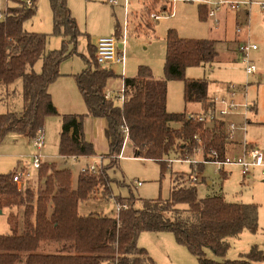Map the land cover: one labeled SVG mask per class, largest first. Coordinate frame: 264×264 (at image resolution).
<instances>
[{"label": "trees", "instance_id": "16d2710c", "mask_svg": "<svg viewBox=\"0 0 264 264\" xmlns=\"http://www.w3.org/2000/svg\"><path fill=\"white\" fill-rule=\"evenodd\" d=\"M15 2L16 6L0 11V84L21 82L23 107L20 112L0 114V144L10 132L32 139L44 131L46 117L58 115L49 86L62 75V61L76 53V49L69 52V44H76L82 34L67 1L50 0L53 34L64 39L60 49L47 50L49 33L24 29V22L36 14V3L26 6ZM199 15L209 17L207 5L200 6ZM115 34L121 37L118 22ZM166 42L165 78H156L149 66H139L136 76L124 79L123 104L106 97L107 82L115 72L98 63L96 46L88 44L89 57L82 55L87 67L75 74L87 113L62 115L59 154L95 155L94 145L85 138V117L105 118L109 162L96 174L80 172L74 182L70 169L44 161L38 171L37 192L28 186L20 190L13 181L15 170L0 173V210L9 209L11 228L10 234H0V264H17L23 255L25 264H159L138 244L145 231L172 232L177 243L187 247L200 264L264 261V253L256 245L237 259L225 258L231 237L245 230L257 232L258 204L230 202L218 194L200 198L194 170L189 175L176 174L167 199H143V205L136 207L133 194L117 196V201L128 204L119 216L79 211L80 203L91 199L100 187L103 194L110 195L115 179L109 170L118 165L115 158L122 150L126 128L133 156L159 162L162 175L171 167L174 159L168 156L173 151L180 155L178 159H187L201 149L203 160L198 162L197 171H203L206 162L226 157L228 143L221 122L208 125L195 114L188 116L167 108L169 80L184 81L187 103L200 102L204 112L214 107L209 82L186 78L185 72L190 66L216 61V42L182 38L173 28L168 30ZM174 123L180 126L176 128ZM19 207H23L21 215L15 211ZM42 242L48 244V251H39L45 244ZM208 250L222 259L208 257Z\"/></svg>", "mask_w": 264, "mask_h": 264}, {"label": "rangeland", "instance_id": "374dc122", "mask_svg": "<svg viewBox=\"0 0 264 264\" xmlns=\"http://www.w3.org/2000/svg\"><path fill=\"white\" fill-rule=\"evenodd\" d=\"M66 1L68 4V0ZM230 1H246L247 3L240 5L236 11L222 7L217 12L218 21L210 16L206 19L200 18L199 8L205 3L204 0L179 1L176 5L175 16L164 17L158 21L150 20L148 17V12L154 6L145 8L139 5L140 3L134 1L131 5L132 14L130 16L125 46L122 44L121 39L118 41V49L120 51L125 49L126 52L125 76H136L139 66L146 65L152 69L155 77L165 78L166 36L169 29H175L182 38L214 40L216 42V49L219 52V58L220 55L226 58L228 50L232 51V45L236 43L237 26L247 24L249 27L242 35L251 44H257L258 46V50L251 53L257 65L256 73L251 75L247 74L241 60L235 63H229L217 59L210 64L188 67L185 76L190 79L207 80L210 84L209 93H212L211 90L214 89L215 85L221 82H230L241 86L243 88L242 95L251 101L252 107L254 108L253 111L247 113V117L250 119H264V0ZM12 4H15L12 0H0V11H4ZM71 4L73 10L69 4L68 6L77 20L82 34L78 37L76 44H69V52L71 53V51L76 49V53L73 52L72 55L62 61L60 69L61 73L64 74L53 83L54 97L57 102L55 105L58 107V115L46 117L44 126L45 146L42 149V153L46 155V161L57 163L60 169H70L74 180H76L81 172V167L95 161L96 155L85 156L74 160L71 157H62L59 154L62 115L87 113V106L75 79V74L87 67L82 55L89 57V43L96 46L100 37L115 33V29L113 32L106 33L110 24H113L115 28L118 22L120 33H122L121 28L124 24L125 13L123 8L119 6L113 7L106 0H71ZM37 5V14L32 17L33 19L28 20L25 26L27 28H32L33 26L41 30H47L42 32L50 34L49 49H60L64 37L53 34L50 0H37ZM74 13L79 15L80 20H78V17ZM108 17H111V20H107ZM36 67L38 69L41 67V61L37 63ZM109 68L116 75L108 84L109 89L115 97L122 85V67L119 64H114ZM17 85L21 87L22 84L18 82ZM239 98H242V96L240 95ZM252 100L258 103L259 114L256 117L254 116L256 105ZM22 107V89L20 88L19 90L18 87L11 101H6L5 99L0 100V114L8 111L19 112L22 110ZM167 108L170 112H186L187 114H199L203 111L201 103H187L185 101L183 80L168 81ZM234 119L236 121L242 120L241 117H234ZM85 121V138L92 140L93 144H95V152L97 154H107L109 152V143L104 132L105 119L98 118L96 120L94 117L86 116ZM173 126L178 128L179 123H174ZM235 135L236 139L240 141L245 139L249 142L252 138L264 141V126L250 128L247 125L245 129L238 128ZM258 146L261 147L260 145ZM261 148L264 149L263 147ZM37 151L38 149L30 143L29 138L16 132L8 133L0 144V173H9L15 170L21 156H28ZM238 153L240 151L236 152L235 142L228 143V154L233 155ZM124 154L128 157L115 158V160H118V165L109 170L110 176L115 179V182L111 184L112 191L110 195L106 196L105 193L103 194L104 189L100 187L91 199L80 203L79 211L82 214L96 212L115 216L114 198L116 199L117 196L128 198L133 194L137 199L136 207L143 205L141 201L143 199H167L175 184L176 174L185 173L189 175L192 170L198 172V162L203 160L201 151H197L194 155L190 156L189 161L187 159L179 160L180 155L173 151L168 156V158L174 159L171 162V167L162 175L159 162L134 157L130 145L126 147ZM108 162L109 159H105L104 164ZM226 169L232 172L224 176L217 163L209 161L205 163L202 177L195 183L201 198L215 194H224L229 200H240L258 204L259 228L257 232L253 233L246 230L238 238L230 240V248L226 256L229 257L228 259H237L243 254L248 253L254 245L264 250V181L261 176H257L254 183L250 184L248 181L244 182L239 167L226 166ZM138 181L141 182V185L136 184ZM118 182H121V184ZM39 184V177L35 176L27 186L37 192ZM15 211L21 215L23 213V207L16 208ZM8 214L9 209L0 213V234L11 233L7 219ZM147 232L145 235H151V238H149V242L151 243H157L155 235H160L161 240L166 244H169L168 241L171 240L174 245H178L175 242L174 234L170 231ZM144 237L146 236H143L141 244H147ZM177 247L189 253V250L185 246L178 245ZM49 249L50 247L45 243L43 244V249L41 246L39 251H48ZM209 255H213V252L210 251ZM24 256L22 262L20 261L17 264H25ZM254 264H264V261Z\"/></svg>", "mask_w": 264, "mask_h": 264}, {"label": "built area", "instance_id": "2783aa9c", "mask_svg": "<svg viewBox=\"0 0 264 264\" xmlns=\"http://www.w3.org/2000/svg\"><path fill=\"white\" fill-rule=\"evenodd\" d=\"M113 7H121L125 13L124 24L121 28V37L118 38L116 34H111L107 36H102L99 38L96 45L97 53L96 58L100 65L104 67H111V65L119 64L121 65V77L123 82L121 88L119 89L117 95L114 97L111 93H106L108 99H114L118 104H123L126 101V89L124 84L125 72H126V52L125 49L121 51L118 49V41L121 39L122 44L125 46L127 39V32L130 23L131 16V5L135 1L140 3L142 7H152L154 8L148 12V17L150 20H160L164 17H173L176 15V5L182 0H106ZM20 3L26 6H34L35 0H19ZM205 5L208 6L209 16L214 17L218 21L217 12L222 7H227L232 11H236L240 5L246 4V1L234 2L230 0H204ZM264 5V4H263ZM248 25H238L236 32L238 35L244 34L248 29ZM258 49L257 44H251L248 40L241 41L238 45V52L240 54V59L244 64L245 71L247 74L251 75L257 72V65L252 58V52ZM240 88V89H239ZM242 87L235 84H229L222 94L212 96V102L214 107L210 108L206 112L202 111L199 114H195L196 118L200 121L205 122L208 125L213 124L215 121L221 122L223 124V132L225 135V140L227 143L236 142V131L238 128L245 129L249 118L247 113L253 111L251 101L247 99L246 96L242 95ZM242 98H239V96ZM234 117H241L242 120L236 121ZM126 132V138L122 147L121 152L116 156V158H125V149L128 143V129L124 130ZM241 151L238 154L230 155L227 153L224 159H216L215 163L219 166L220 171H224L226 166H237L240 169V173L243 179H247L254 171H259L260 175L264 177V149L259 147L257 144L248 142L247 140L240 141ZM32 143L34 147L38 149L30 158L22 156L19 159L18 166L13 174V181L18 185L19 189H24L28 183L35 177L38 176L39 168L45 159V154L42 153V149L45 145V135L44 132H40L36 137L32 138ZM197 151H202L198 149ZM74 160L83 158L85 156L72 155L68 156ZM107 159L104 155L96 156V160L87 163L81 167V172L96 174L99 167L105 163ZM186 160V159H179ZM189 161L190 158L187 157ZM196 162V161H195ZM193 180L196 181V177L193 176ZM137 185H141L138 181ZM116 216H119L121 211L128 208L127 203H121L114 198Z\"/></svg>", "mask_w": 264, "mask_h": 264}, {"label": "crops", "instance_id": "0c3cea01", "mask_svg": "<svg viewBox=\"0 0 264 264\" xmlns=\"http://www.w3.org/2000/svg\"><path fill=\"white\" fill-rule=\"evenodd\" d=\"M15 4H12V5H10V6H8V7H12V6H16L17 4H16V2L15 1H17V0H12ZM68 4L70 5V7L72 8V4H71V0H68ZM7 7V8H8ZM36 8H37V10H36V14H37V11H38V5H37V1H36ZM6 10V9H5ZM72 10H73V8H72ZM74 14H76V16L78 17V20H80V17H79V15L77 14V13H74ZM51 18H53V13H51ZM33 19V18H32ZM29 20H31V19H29ZM107 20H111V17L109 18H107ZM28 21V20H27ZM27 21H25L24 22V29L26 30V31H29V32H42V31H47V30H41V29H38V28H36V27H33L32 26V28H27L26 26H25V23L27 22ZM40 23H42V22H40ZM114 25L113 24H110L109 25V27H108V29L106 30V33H108V32H113L114 31ZM245 33V32H244ZM112 34H114V33H112ZM111 35V34H110ZM244 35H238L237 34V37H236V39H235V41H236V43H235V45H232L233 46V50L231 51V50H228V54H226L227 56H226V58H223V57H221V55H220V58H218L219 59V61H225V62H229V63H235L236 61H240L241 59H240V55H239V53H238V45H239V43H240V41L241 40H247V39H245L244 37H243ZM49 39H50V37H49ZM49 39H48V43H47V50H51V49H49V47H48V44H49ZM231 41V40H230ZM216 44V43H215ZM256 50H258V49H256ZM60 72H61V69H60ZM259 73V72H258ZM64 74V73H63ZM62 74V75H63ZM260 74H261V72H260ZM61 75V76H62ZM60 76V77H61ZM59 77V78H60ZM127 77V76H126ZM157 78V77H156ZM111 79H114V77L113 78H110L109 80H108V82H107V85H106V93H111V94H113L112 93V91L109 89V87H108V84L110 83V80ZM260 79H261V77H260ZM55 82V81H54ZM53 82V83H54ZM122 82H123V78H122ZM53 83L52 84H50V86H49V91H50V93H51V95H52V100H53V102H54V104L56 103L57 104V102H56V100H55V97H54V88H53ZM18 83H16L15 85H10V86H6V85H3V84H0V100H3V99H5L6 101H11L12 100V98L14 97V95H15V92H16V88L18 87V89L20 90V88L22 89V85H21V87L20 86H18L17 85ZM229 84H231L230 82H221V83H219V84H216L215 85V87H214V89H212L211 91H212V93L210 92V95L211 96H215V95H218V94H222L223 92H225V90H226V88H227V86L229 85ZM252 101H254V103H255V105H256V107H255V117L259 114V108H258V103L255 101V100H252ZM200 103V102H199ZM56 106V105H55ZM57 108V110H58V107H56ZM203 109V108H202ZM21 111V110H20ZM19 111V112H20ZM202 112V111H201ZM191 113H189L188 115H190ZM98 118H96V120H97ZM103 119H105V118H103ZM250 119V118H249ZM249 122H248V127H250V128H253V127H255V126H264V119H258V118H254V119H250V120H248ZM85 122L86 121H84V129H85ZM179 126H180V124H179ZM106 128H107V121H106V119H105V127H104V132H105V130H106ZM44 132V135H45V131H43ZM24 137H27V138H29L27 135H25V134H22ZM107 138V137H106ZM30 139V143L31 144H33L32 143V139L31 138H29ZM88 141H91V143L93 144V142H92V140L91 139H89ZM107 141H108V139H107ZM249 142H251V143H254V144H258V145H260L261 147H263L264 148V141H260L259 139H256V138H252V140L251 141H249ZM241 142H240V140H237L236 142H235V145H236V152H238V151H241V144H240ZM93 145H95V144H93ZM34 146V145H33ZM45 146V145H44ZM36 148V147H35ZM44 148V147H43ZM94 149H95V146H94ZM35 153V152H34ZM34 153H32V154H29L28 156H24V157H26V158H30V156L31 155H33ZM108 154V153H107ZM106 153H101V154H97L96 152H95V155L96 156H99V155H107ZM94 155V156H95ZM22 157V156H21ZM20 157V158H21ZM19 158V159H20ZM46 156H45V159H44V161H46ZM19 162V161H18ZM207 163V162H206ZM229 172H232V171H229V170H227L226 168H225V171H222V174L224 175V176H226ZM202 171H198V172H195L194 173V177H196V181L195 182H197L198 180H199V178L200 177H202ZM223 176V177H224ZM257 176H261L260 175V172L257 170V171H254L247 179H243L244 180V182H246V181H248L250 184H253L254 183V180H255V178L257 177ZM262 178H263V181H264V177L263 176H261ZM77 180V179H76ZM76 180H74V182H76ZM220 195V194H219ZM227 201H230V202H243V201H236V200H229V199H227L226 198V196L224 195V194H221ZM198 196H199V194H198ZM200 197V196H199ZM201 198V197H200ZM243 203H248V202H243ZM249 203H253V202H249ZM80 206V205H79ZM81 213V212H80ZM91 213V212H90ZM82 214V213H81ZM246 231V230H245ZM146 233H148L147 231L146 232H142L141 233V235H140V237H139V240H138V243H139V245L140 246H143V247H145L147 250H148V252H149V254H150V256L157 262V263H159V264H200L199 263V261H198V259H197V257L196 256H194L193 254H191V252L190 251H188L189 253H187V251H185L184 249H181L180 247H177L178 245L179 246H182L181 244H179V243H177V241H176V239H175V242H176V244H178V245H174V243H172L173 241H171V240H169L168 241V243L169 244H166L165 242H163V240H161V237H160V235H155L156 236V238H157V243L156 242H153V243H151V242H149V238H151L150 236L151 235H145ZM243 233V232H242ZM153 234V233H152ZM157 234H159V233H157ZM143 236H146V237H144L145 238V241H146V243L147 244H141V241H142V238H143ZM175 237V236H174ZM239 237V236H238ZM238 237H231L230 239H229V241L231 240V239H235V238H238ZM156 246H157V248H156ZM258 247V246H257ZM185 248H187V247H185ZM259 248V247H258ZM260 249V248H259ZM187 250H188V248H187ZM261 250V249H260ZM263 251V253H264V250H262ZM209 253H210V251L208 250L207 251V255H208V257H210V258H213V259H222V258H219V257H217V256H215L214 255V253H213V255H209ZM225 258H229L228 256H225ZM259 262H262V261H259ZM257 263V262H256Z\"/></svg>", "mask_w": 264, "mask_h": 264}, {"label": "water", "instance_id": "95a60500", "mask_svg": "<svg viewBox=\"0 0 264 264\" xmlns=\"http://www.w3.org/2000/svg\"><path fill=\"white\" fill-rule=\"evenodd\" d=\"M3 211L2 210H0V213H2Z\"/></svg>", "mask_w": 264, "mask_h": 264}]
</instances>
